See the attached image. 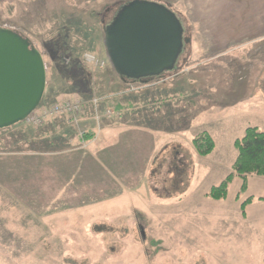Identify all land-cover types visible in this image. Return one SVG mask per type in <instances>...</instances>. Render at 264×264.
I'll return each mask as SVG.
<instances>
[{
    "label": "rangeland",
    "instance_id": "rangeland-1",
    "mask_svg": "<svg viewBox=\"0 0 264 264\" xmlns=\"http://www.w3.org/2000/svg\"><path fill=\"white\" fill-rule=\"evenodd\" d=\"M129 1L0 0V27L26 37L44 59L46 90L36 110L83 99L82 114L96 131L95 110L103 126L108 106L130 101L132 107L119 109L114 120L130 125L123 134L135 160L122 174L129 192L120 188L111 199V191L101 197L88 189L83 198L71 199L80 193L64 182L73 168L64 155L48 153L67 149L57 131L67 116L50 118L37 129L24 121L0 129V264H264V177L249 175L244 194L243 180L235 177L226 199L207 197L233 170L235 140L249 127L264 129V40L219 54L207 49L205 55L192 54L193 47L199 52L193 45L199 32L214 39L250 38L242 28L255 25L254 5L264 0H157L185 9L180 14L187 48L174 71L129 81L124 88L105 47V29ZM230 2L239 9L225 14ZM203 131L216 143L207 157L193 147ZM45 166L54 176L39 172ZM77 171L75 179L81 180ZM69 198L85 203H66ZM73 222L80 227L70 226Z\"/></svg>",
    "mask_w": 264,
    "mask_h": 264
},
{
    "label": "water",
    "instance_id": "water-1",
    "mask_svg": "<svg viewBox=\"0 0 264 264\" xmlns=\"http://www.w3.org/2000/svg\"><path fill=\"white\" fill-rule=\"evenodd\" d=\"M185 29L165 5L124 4L105 29V47L121 77L143 81L174 71L184 50ZM46 90L43 56L20 33L0 27V129L23 122Z\"/></svg>",
    "mask_w": 264,
    "mask_h": 264
},
{
    "label": "crops",
    "instance_id": "crops-1",
    "mask_svg": "<svg viewBox=\"0 0 264 264\" xmlns=\"http://www.w3.org/2000/svg\"><path fill=\"white\" fill-rule=\"evenodd\" d=\"M152 1L157 2V0H152ZM182 1H185V0H182ZM233 1L237 2L238 0H233ZM231 2H230L229 6L227 5L225 7V10H224L225 14H227V12L234 14L239 9L238 8L239 6H236L233 3L231 4ZM197 3H198V0H197ZM260 3L261 2L258 1L254 5V10L259 13L258 21L255 23L254 26L251 27L249 22L244 24L245 27H243V25H241L240 22L237 23L236 21H234L235 23H232L233 26L240 25L239 28L243 27L242 29L246 30V32L244 34H251V35H249L250 38L244 39L243 34L238 35L236 37L227 38V36L225 34L224 36L220 35L216 39H214V37L210 38V36H208V35L206 36V35H204V33H201L198 31L202 36H199L201 38H199V37L197 39L195 38V40L193 41V45H195V46L197 44L199 45V46H197V49L199 52L194 54L193 53L194 47H193L192 48L193 56L194 55L195 56H198V55L201 56L202 54L205 55L206 49L208 51L207 53L212 52L213 54H219L222 51L225 52L226 50H231L235 47H241V46L243 47V46L249 45L250 43L251 44L255 43L258 40H264V5H262ZM177 4H176V6L174 5L172 8L170 7V9L173 10L176 13V15L178 16V18L181 20V22L185 28V37L187 39V37H188L187 27H186V24H185L183 17L180 14L185 9L184 8L181 9V7L179 8V6ZM191 4H195V1L191 0ZM197 6L198 5H196L195 7H197ZM190 11L192 13L194 12L191 9H190ZM196 14H198V13H196ZM200 20H202L201 16L198 17L199 22H200ZM194 23L197 24L196 22H194ZM229 27H231V24L228 25V29H229ZM249 29H252L253 32L247 33V30H249ZM228 34L232 36L230 31L228 32ZM256 34L258 36H256ZM228 37H230V36H228ZM186 45H187V41H186ZM186 48L187 47H185V49ZM120 80L123 81L122 83H120L121 81L119 82V84H121V86L127 85V87H124V88H129L128 87L129 81L124 80L121 77H120ZM248 83L249 82L247 80L246 84L248 85ZM130 87H133V85H131ZM117 104L118 105L115 104L116 105L115 108L118 111H120L119 109H121L123 107L127 108L130 106L131 103L128 100H126V101L120 100L119 102H117ZM131 107H132V105L129 108H131ZM84 113L85 112H83V114L81 115L79 123L74 125L75 130H73L69 126L72 124V122H67L66 118H62L60 120L62 127L57 129V131L61 130L63 132L64 136L69 139V147L64 151L54 150V151H48V153L52 152L51 154H56V156H58V157H61L62 155H64V157L66 158L65 159L66 166L68 168H73V174H72L73 176L78 172L77 170H80V174H81L80 176H82V175L86 176L84 178L85 180L83 179V182L88 184L87 187H86V184H84L83 192H81V184L77 183L80 186L78 188L80 193L78 196L71 197V199L83 198V196H85L86 191L88 189H90L92 191L96 190V193H98V194L100 193L101 197L107 196V195L103 194L104 191H111L112 192L111 194H114V195L113 196L111 195L110 198L115 199L117 196H119V194L121 192L120 188H122V190L126 191V192H129V190H130L128 188L127 184L125 183V181H123V179H122V176H123L122 174H124L123 171L126 170L125 164L130 168L132 163L135 162L132 155L128 154L129 148L126 145L128 134L126 136L124 135L127 132V130L125 128L129 127L130 125L124 126V124H119V123L115 122V120H112V121L106 120V122L104 123L103 126L102 125H101V127L98 126V128H97L98 130L93 131V129H91V128L89 129V127H88L89 119L87 118V115H84ZM93 122H94V120H93ZM54 125H56V124H54ZM94 125H95V122H94ZM97 125L98 124H96V127H97ZM100 128H101V130H99ZM86 130H88L91 133H95V138L90 143L87 142L88 144L83 143V147H82L81 146L82 140L80 139V137H81L80 135L82 134V132H85ZM61 131H59V132H61ZM71 131H74V133ZM68 135H70V137ZM146 138L150 139V136H147ZM63 139H64V137H63ZM122 139H124V142ZM41 140L42 139L40 138V141ZM132 140H134V138ZM77 141H78V144L80 145L79 148H73V143H75ZM120 142L123 143L122 146H119ZM55 151H56V153H55ZM68 168L64 167V169H63L64 173H67ZM93 170H95V172L97 173L96 182L94 183V185H92L91 180L93 177L96 176V173H92ZM157 172H158V170H154V173H152V174H156ZM91 174H93V175H91ZM99 174H101V178H102L101 181H99ZM89 175H91V176H89ZM68 180H71V181H68V184L73 186L72 180H74V177L70 176ZM121 183H122V185H121ZM91 186H93L94 188H92ZM116 192H118V193H116ZM71 199L68 200L66 203H69V204L70 203H77V202L78 203H81V202L85 203L81 199L78 201H73ZM101 201L104 202V199H102ZM51 203L54 204L55 201H52ZM71 224L72 225H70V226H72V227H80V225L79 224L77 225L75 222H73Z\"/></svg>",
    "mask_w": 264,
    "mask_h": 264
},
{
    "label": "trees",
    "instance_id": "trees-1",
    "mask_svg": "<svg viewBox=\"0 0 264 264\" xmlns=\"http://www.w3.org/2000/svg\"><path fill=\"white\" fill-rule=\"evenodd\" d=\"M125 79V78H124ZM67 124V123H66ZM37 129V128H36ZM70 137V135H68ZM67 136V137H68ZM64 138H66L63 135ZM95 138V133H91L88 130L83 132L80 139L84 142H91ZM234 146L238 151L237 158L233 164L232 172L217 186H213L207 193V197L214 200H222L226 199L228 195V189L230 184L233 182L235 177H240L243 180V185L240 190V194L246 193L248 190V176L249 175H257L259 177H264V129H259L258 127H249L246 129L243 137L238 138L234 142ZM64 147H69V139L66 138L64 140ZM193 147L196 152L202 156H209L215 149L216 143L214 138L207 132L203 131L197 134L193 138ZM48 165V164H46ZM54 170H50L48 166L40 168L39 172L42 174H51L53 175ZM66 174L62 169V176ZM81 175V174H80ZM54 176V175H53ZM47 177V176H46ZM45 177V178H46ZM74 177L73 186L79 188L80 186L77 183L81 184V191L83 192L84 184L81 183L83 180L82 176L80 179H75V175H71ZM69 179V177H68ZM68 179H64L65 182L71 181ZM76 181V182H75ZM86 189V188H85ZM24 196V194H19V196ZM18 196V197H19ZM251 202V198H249L242 205V212L245 215V208L247 203ZM40 202H37L34 205H39ZM49 205L45 203V206Z\"/></svg>",
    "mask_w": 264,
    "mask_h": 264
},
{
    "label": "built area",
    "instance_id": "built-area-1",
    "mask_svg": "<svg viewBox=\"0 0 264 264\" xmlns=\"http://www.w3.org/2000/svg\"><path fill=\"white\" fill-rule=\"evenodd\" d=\"M88 61L94 63L95 65H100V62L96 60L94 57H89ZM97 100H94V103L97 104ZM83 101L78 100H67L60 103H56L49 108H45L44 110L36 111L29 115L26 119V124L28 126H40L47 119L51 117H55L58 115H67L70 118L71 122L78 123V118L80 113L82 112ZM115 112L113 109L108 108L105 111V117L110 119L114 116ZM99 120V116L96 117Z\"/></svg>",
    "mask_w": 264,
    "mask_h": 264
}]
</instances>
